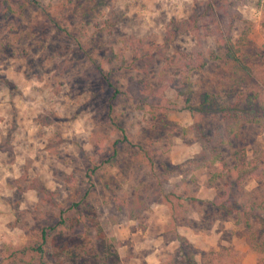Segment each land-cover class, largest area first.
<instances>
[{"label": "rangeland", "instance_id": "rangeland-1", "mask_svg": "<svg viewBox=\"0 0 264 264\" xmlns=\"http://www.w3.org/2000/svg\"><path fill=\"white\" fill-rule=\"evenodd\" d=\"M9 1L0 264H78L56 254L78 232L84 255L114 237L123 264H264V0Z\"/></svg>", "mask_w": 264, "mask_h": 264}, {"label": "trees", "instance_id": "trees-1", "mask_svg": "<svg viewBox=\"0 0 264 264\" xmlns=\"http://www.w3.org/2000/svg\"><path fill=\"white\" fill-rule=\"evenodd\" d=\"M224 4H220V7L223 8ZM210 9H212V7H210ZM213 10V9H212ZM211 10V11H212ZM13 12V8L11 6V2L9 0H1L0 1V16L2 17H6L8 15H10ZM231 28L228 27L227 30L229 31ZM227 31V32H228ZM225 39L222 41L223 44V48L225 49V57H227L229 60L234 61V62H241V57L240 54H238L239 52V48L240 47H236V43H234L229 35H225L224 36ZM220 39V34L219 37ZM184 82V87L185 90L181 91L182 93H185L187 95V100H189L190 98V94H191V82L190 80L186 77ZM209 95L208 94H204L203 95V102L204 104H206V109L207 110H213L210 109V105L211 103H208L209 101ZM249 100H252L251 98H249ZM212 106V105H211ZM227 111L225 110L222 113V116L224 118L225 121V128L228 134H231L233 136H239V129L240 127L243 125V123L245 122L243 117H240V115H238L237 113H226ZM263 117L264 115H262L261 117L259 115H254L253 117H250L249 120H252L254 122L257 123H263ZM241 170H244V167H238V171L240 172ZM238 172V173H239ZM140 201H138L139 203ZM220 207H228L229 210H231L232 208H230L229 206H226V203L223 202V200L220 202L219 204ZM244 218L243 222L245 223L246 226H249V217H241ZM61 223H63V221H61ZM80 224H83V222H81ZM50 229H53L52 227L49 228L48 230H42V236H43V240H46L49 235H50ZM74 232V230L72 231V233ZM67 234H70L67 233ZM84 232H78V235L75 239H73V242L70 241H60V247L57 250L56 254L59 255H65L68 258H75L76 256L80 255L79 251L81 250V255L79 257V259H81L78 264H123L121 262V259L119 257L117 248H116V239L114 237H109V238H102L101 236H98V238L93 239L91 242V250L94 253L88 254V255H84L85 251L83 248H81L80 246H84L85 245V241L83 240V238L80 239V237L83 235L84 236ZM100 235V234H99ZM101 238V239H100ZM78 239L80 240V242L78 241ZM76 240L79 242L78 245H75L74 242H76ZM90 242V241H89ZM261 243H264V239L262 240ZM79 247V249H78ZM32 250H35V252H37L39 255L40 253H42L43 247L41 244L35 246L34 248H32Z\"/></svg>", "mask_w": 264, "mask_h": 264}, {"label": "crops", "instance_id": "crops-1", "mask_svg": "<svg viewBox=\"0 0 264 264\" xmlns=\"http://www.w3.org/2000/svg\"><path fill=\"white\" fill-rule=\"evenodd\" d=\"M161 220H163V221H161L162 222L161 223V228H159V229H161L160 233L164 231V228H165V224L164 223L167 221V219H161ZM149 247H150V245H149ZM148 250L149 249L144 250V253L139 255V256H137L136 259L137 260H141V258H142L146 264H159L160 260L157 257V255L155 253L149 252ZM138 264H140V262Z\"/></svg>", "mask_w": 264, "mask_h": 264}]
</instances>
